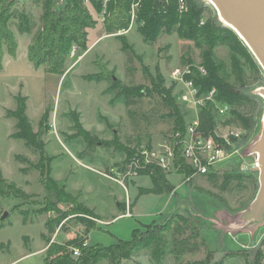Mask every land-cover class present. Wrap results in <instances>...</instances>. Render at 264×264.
Listing matches in <instances>:
<instances>
[{
	"label": "rangeland",
	"instance_id": "374dc122",
	"mask_svg": "<svg viewBox=\"0 0 264 264\" xmlns=\"http://www.w3.org/2000/svg\"><path fill=\"white\" fill-rule=\"evenodd\" d=\"M159 1L138 3L132 19L136 1L128 0L127 28L106 35L103 25L113 13L101 14L82 0L95 21L87 29V48L72 43L62 70L53 73L45 64L34 67L27 48L42 33V14L57 11L64 0H0V7L11 4L8 24L17 44L14 55L3 48L0 67V171L25 193L0 197V219L7 212L0 228V264H47L53 256L48 247L76 235L93 247L115 246L125 254L129 248L116 264H264V223L247 231L233 222L258 189L256 155L247 149L261 130L264 98L258 88L264 87V71L252 54L254 64L234 54L223 30L227 26L208 0H194L203 8L199 24L208 18L218 32L210 28V35L196 42L181 37L176 25L146 42L138 31L139 17ZM22 17L28 32L19 28ZM181 28L193 31L190 24ZM205 50L218 76L251 101L233 107L247 119L245 126L230 117V109L214 114L219 134L238 131L239 137L223 145L224 158L208 174L193 175L184 164L176 165L175 150L181 149L186 125L200 108L217 110L207 99L213 95L199 91L207 73L200 72ZM156 66L169 95L124 98L123 87H150ZM185 80L192 81L194 96ZM17 95L25 99L41 150L14 136L15 119L9 113ZM165 144L174 149L175 167L163 170L162 192L137 196L140 188L152 186L150 177L128 176L123 161L129 155L144 164V150L158 152ZM47 177L74 201L57 203L45 189ZM68 212L56 226V219ZM46 222L55 227L53 232ZM96 264L111 262L102 258Z\"/></svg>",
	"mask_w": 264,
	"mask_h": 264
},
{
	"label": "trees",
	"instance_id": "16d2710c",
	"mask_svg": "<svg viewBox=\"0 0 264 264\" xmlns=\"http://www.w3.org/2000/svg\"><path fill=\"white\" fill-rule=\"evenodd\" d=\"M81 1L82 0H64V3L57 11H45L42 14L41 36L39 35L36 37L34 42L27 48L28 59L33 63L34 67L37 68L45 64L49 72L57 73L62 70L65 61V53L72 43L79 49L85 50L87 48V29L93 28L95 26V21L92 20L88 13L82 8ZM87 1H89L97 12H102V0ZM127 1L128 0H108L106 2L105 11L111 14L113 13L103 25L106 35L127 28L130 20ZM134 1L137 3L143 2V0ZM186 3L188 9L185 12H180L178 10L177 0H160L156 4V7L150 8L148 6L139 17V20L143 22L142 24L139 23V34L146 42H153L158 32H170L178 25L176 29L181 37L189 38L197 42L202 37L205 38L207 35H210L211 29L218 32V29L213 28L209 23L208 18H206L205 22L199 24L201 22L203 8H197L194 0H186ZM10 8L11 4L0 7V67L3 48L6 47L8 53L14 55L17 47L14 34L10 30L8 24L12 17ZM181 24H190L193 27V31L191 33L185 32V29L181 28ZM19 28L22 32H28L29 26L26 17L20 18ZM223 30L227 32L234 54L248 58L249 61L254 64L251 53L235 32L229 27H223ZM120 40L123 42L122 38H120ZM202 64L207 73L199 82V91H206V93H209L213 89L214 92L212 95L214 100H211L212 104L214 106L215 104H227L230 109V117L235 118L245 126L247 119L233 107L238 103L251 100L235 91L232 84L218 76L216 70L211 66L208 50L203 52ZM235 64H237L236 59H234V65ZM163 81V76L156 66L155 74L151 76L150 87L143 88L142 85L126 86L121 89V93L124 98L151 96L153 93L169 95L170 88H165L162 85L164 83ZM16 103V108L9 113V115L15 119L16 131L14 136L18 139H22L28 146L32 147L33 150H41L42 143L38 142V134L32 130L30 121L25 113V99L17 95ZM216 113L217 110L212 113L207 106L200 108L198 112V128L204 131H211L215 127L214 114ZM175 156L176 165L182 163L187 167L181 156V149L175 150ZM130 158L131 156L128 155L126 160L123 161L124 169ZM187 169L191 173L188 167ZM134 171L136 172L135 176L148 175L152 184L151 187L140 188L137 196L145 193L162 192L160 183L164 180V173L161 167L154 163H150L143 167H136ZM124 183L126 184V182ZM45 189L50 196L55 197L57 203H60V201L72 203L74 201L73 197L65 191L64 187L60 186L50 177L46 178ZM10 195L22 197L25 193L15 184L8 182L0 171V197H7ZM79 206L80 205H77V207ZM83 209L88 211L85 207H83ZM70 214L71 212L60 215L56 219L55 225L58 226ZM45 224L49 233L54 231L55 227L47 224V222ZM2 227L3 221L1 218L0 228ZM132 236L133 241L135 235L133 234ZM84 239L85 237L76 235L66 240L64 243L49 246L48 251L53 256L48 260L47 264H96L97 261L102 258H107L111 264H116V261H118L120 257H124L122 255L126 256L129 251V248H127L125 254L115 246L93 247L85 244ZM132 241L129 243H132ZM73 248L78 249V255H73ZM202 264L208 263L204 261Z\"/></svg>",
	"mask_w": 264,
	"mask_h": 264
},
{
	"label": "water",
	"instance_id": "95a60500",
	"mask_svg": "<svg viewBox=\"0 0 264 264\" xmlns=\"http://www.w3.org/2000/svg\"><path fill=\"white\" fill-rule=\"evenodd\" d=\"M220 20L248 48L264 71V0H209ZM264 98V87L258 88ZM248 154L256 155L258 168V189L248 208L239 211L233 222L241 230H253L264 223V112L259 136L247 149ZM7 212H3L4 218Z\"/></svg>",
	"mask_w": 264,
	"mask_h": 264
},
{
	"label": "built area",
	"instance_id": "2783aa9c",
	"mask_svg": "<svg viewBox=\"0 0 264 264\" xmlns=\"http://www.w3.org/2000/svg\"><path fill=\"white\" fill-rule=\"evenodd\" d=\"M108 0H102V12H105V5ZM138 5L137 2L132 4L130 16L133 19L135 16V7ZM178 10L180 12L187 11V3L186 0H177ZM187 72H189L187 70ZM201 73H206V69L202 68L200 70ZM174 78H177L179 75V71L176 69L172 73ZM185 85L189 89L192 96L196 94V89L191 80H185ZM214 90L210 91L213 94ZM186 101H193L195 104H202L201 101H194L191 98L188 100L187 97H184ZM207 99L214 100L211 96H207ZM215 107L218 112L225 113L229 110V106L227 104H215ZM199 125V116L196 113L193 120L186 125V131L184 134V139L182 140L181 145V156L187 165V167L191 170L193 175H205L210 172L213 168H215L217 162L222 160L225 155V149L223 147L224 144L229 143V139H235L239 137V132H230V134H219L214 127L211 131H204L198 128ZM145 163L141 164L138 162V159L134 156H131L130 160L126 163L124 171L128 176L134 177L136 172L134 169L136 167H143L147 164L154 163L161 167L162 170L168 171L175 167L174 165V149L170 144H165L161 151H154L150 148L148 150L143 151ZM73 255H78L79 251L77 248H73Z\"/></svg>",
	"mask_w": 264,
	"mask_h": 264
},
{
	"label": "bare ground",
	"instance_id": "6f19581e",
	"mask_svg": "<svg viewBox=\"0 0 264 264\" xmlns=\"http://www.w3.org/2000/svg\"><path fill=\"white\" fill-rule=\"evenodd\" d=\"M209 1V0H208ZM222 21V20H221ZM223 22V25H225V26H229L228 24H226L224 21H222Z\"/></svg>",
	"mask_w": 264,
	"mask_h": 264
},
{
	"label": "crops",
	"instance_id": "0c3cea01",
	"mask_svg": "<svg viewBox=\"0 0 264 264\" xmlns=\"http://www.w3.org/2000/svg\"><path fill=\"white\" fill-rule=\"evenodd\" d=\"M134 207V206H133ZM128 213V212H127ZM124 215V214H123ZM127 215H129V213L127 214Z\"/></svg>",
	"mask_w": 264,
	"mask_h": 264
}]
</instances>
